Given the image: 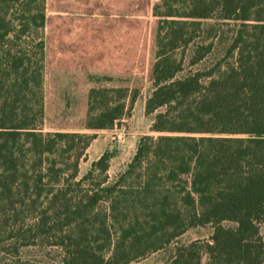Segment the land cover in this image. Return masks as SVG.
Here are the masks:
<instances>
[{
    "label": "trees",
    "instance_id": "trees-1",
    "mask_svg": "<svg viewBox=\"0 0 264 264\" xmlns=\"http://www.w3.org/2000/svg\"><path fill=\"white\" fill-rule=\"evenodd\" d=\"M210 19L234 23L225 56L185 72ZM147 86L153 135L114 179L111 150L79 178ZM263 222L264 0H0L1 251L134 264L210 227L164 264H264Z\"/></svg>",
    "mask_w": 264,
    "mask_h": 264
},
{
    "label": "rangeland",
    "instance_id": "rangeland-1",
    "mask_svg": "<svg viewBox=\"0 0 264 264\" xmlns=\"http://www.w3.org/2000/svg\"><path fill=\"white\" fill-rule=\"evenodd\" d=\"M159 2L160 0H150V5L153 7ZM146 19L151 21L152 17L149 15ZM233 26L234 23L232 22H222L215 19L203 20V38H208L206 42L212 44L211 54L200 64L189 67V50L185 61V72L189 70H206L219 62L225 56L226 49L231 43ZM149 92L150 89L149 86H147L136 101L132 116L129 120L123 122L120 126L111 131L93 132L97 135L96 142L102 143L103 147L97 155L93 153V150L88 149L86 159L80 163L79 178L89 170L90 164L96 161L104 151L111 150L115 153V156L110 162L109 174L110 178L114 179L132 158L138 139L142 136L153 135L150 132L152 117H146L144 115V102ZM90 133L93 134L92 132ZM95 146L96 145L93 146V149ZM224 226L228 228L234 227V225L230 223H225ZM212 232L213 230L210 227L191 229L178 238L166 250L153 254L134 264H164L175 246L181 244L186 245L196 240L209 241ZM260 232L264 237V222L260 226ZM61 254V250L56 247H23L19 250L17 255L0 250V264H61ZM204 263L205 258L203 259V264Z\"/></svg>",
    "mask_w": 264,
    "mask_h": 264
},
{
    "label": "crops",
    "instance_id": "crops-1",
    "mask_svg": "<svg viewBox=\"0 0 264 264\" xmlns=\"http://www.w3.org/2000/svg\"><path fill=\"white\" fill-rule=\"evenodd\" d=\"M109 131H111V130H109ZM94 145H96L95 147H94V149H93V146ZM102 147H103V144L102 143H97L96 142V139L91 143V145H90V147L88 148V149H91V150H93V153L95 154V155H97L100 151H101V149H102ZM88 151V150H87ZM109 171H110V167H109ZM109 173V172H108ZM109 176H110V174H109Z\"/></svg>",
    "mask_w": 264,
    "mask_h": 264
}]
</instances>
